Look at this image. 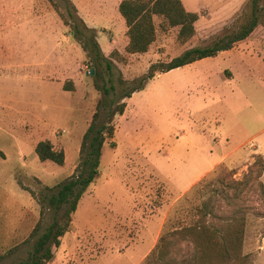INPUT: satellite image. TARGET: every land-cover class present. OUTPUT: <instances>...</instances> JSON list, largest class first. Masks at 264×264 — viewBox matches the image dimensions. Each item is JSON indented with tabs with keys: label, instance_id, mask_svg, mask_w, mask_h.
I'll return each mask as SVG.
<instances>
[{
	"label": "rangeland",
	"instance_id": "rangeland-1",
	"mask_svg": "<svg viewBox=\"0 0 264 264\" xmlns=\"http://www.w3.org/2000/svg\"><path fill=\"white\" fill-rule=\"evenodd\" d=\"M121 1L0 0V8L9 4L0 9V264L24 261L52 223L54 210L43 199L73 173L96 111L97 123L110 122L114 134L47 264H264V171L258 177L254 166L259 160L264 166V156L253 153L264 154V70L254 60L248 73L242 58H209L155 73L119 100L151 66L186 49L178 27L153 16L148 51L126 54ZM247 1L195 46L209 47L234 31ZM22 3L26 9L18 11ZM253 31L264 35L263 26ZM90 39L111 65H95L92 76ZM58 61L68 64L72 77L63 86L73 81L72 93L38 79ZM44 140L63 151L62 166L38 160L34 146ZM235 147L228 160L236 158L238 166L221 163L191 184L208 162ZM187 228L190 233H179ZM234 232L241 233L237 247L222 240ZM162 235L168 252L157 259Z\"/></svg>",
	"mask_w": 264,
	"mask_h": 264
},
{
	"label": "trees",
	"instance_id": "trees-1",
	"mask_svg": "<svg viewBox=\"0 0 264 264\" xmlns=\"http://www.w3.org/2000/svg\"><path fill=\"white\" fill-rule=\"evenodd\" d=\"M246 8L248 12L243 11L236 20L235 30L227 33L223 38L215 41L209 47H194L185 50L178 57L171 59L167 63L151 66L148 73L137 80L136 84L127 91H124L119 100L128 98L131 93L139 91L143 88L148 79L155 76V73H163L191 64L203 58L213 57L221 51H226L241 40L248 37L257 26L264 27V0H248ZM118 13L124 20L127 28V44L124 48L127 54H141L148 51V48L155 39V28L153 25V16H162L169 27H178L177 38L186 42L194 35V23L198 15L185 11L180 0H152L151 2H140L135 0H122L118 5ZM92 68L98 66L102 61L108 69L111 65L101 56L98 44L93 40H89ZM158 67V68H155ZM64 90H71V87ZM105 95L107 90H104ZM104 104V103H103ZM101 103L97 104V109ZM106 104L103 105V108ZM125 108V103L118 104L115 111L121 115ZM98 111H96L91 119L89 126L82 136L79 148V162L68 179L55 188V192L44 197L46 205L54 210L52 223L38 235L31 247V250L24 261L18 264H47L53 257L52 247L57 248L60 245V238L68 230L70 216L76 210L78 200L86 190V188L97 178L98 165L101 154V148L106 140L112 139L114 128L110 122L98 124ZM34 153L40 162H51L57 166L64 163V153L62 150H54L51 143L47 140L39 141L34 146ZM255 167L259 168L258 177L264 171V166L259 160L255 162ZM50 189L46 188V191ZM62 208H65L62 214H59ZM37 229V228H36ZM35 229V231H36ZM191 229L187 228L183 231L190 233ZM199 232V231H198ZM197 232V233H198ZM201 235L204 234V226L200 228ZM194 237L195 244L200 250H204L200 244L196 234ZM223 238L224 242L232 241L236 247L240 243L241 233L234 232ZM167 236L162 235L159 238L156 249V258L162 259L168 252L166 248ZM148 255L146 259L149 257Z\"/></svg>",
	"mask_w": 264,
	"mask_h": 264
},
{
	"label": "crops",
	"instance_id": "crops-1",
	"mask_svg": "<svg viewBox=\"0 0 264 264\" xmlns=\"http://www.w3.org/2000/svg\"><path fill=\"white\" fill-rule=\"evenodd\" d=\"M245 0H180L182 3V6L184 7L185 11L196 13L198 15V18L196 22L194 23V35L184 42V45L186 46L185 50H188L190 48L196 47L195 44L201 39V41L206 37L207 34H213L217 33L220 29H222L223 25L226 24V19L228 16L232 15L234 11L241 8V5L243 4ZM1 10H9V4L7 3L6 6L4 4H1ZM26 5L25 3L18 4L17 10L18 11H25ZM202 10H208L210 11V16L203 17L201 16L200 12ZM213 13V14H212ZM121 17V16H120ZM227 17V18H226ZM118 19L120 20L119 16ZM15 21V19H14ZM20 21V20H19ZM121 22V20H120ZM9 23V22H7ZM123 23V22H121ZM204 23H206L207 28H203ZM215 25V26H214ZM253 31L248 37H246L244 40L236 42L231 49L226 51H221L214 57H208L203 58L201 60L195 61L191 64L185 65L191 66L195 63H201L206 64V61H208L209 58H218V57H236L242 58L245 60V63L247 65L246 71L248 73L251 72V61L254 60L258 64V67H261L264 70V35H257ZM127 38L125 40V46L127 44ZM124 46V48H125ZM7 47V54H11L12 51H10V48ZM184 50V51H185ZM105 55L109 52V50H103ZM125 52V51H124ZM127 54V53H126ZM133 57V55L136 54H129ZM224 72H226V75L228 78L233 77V73L230 70L224 69ZM72 74L69 72L68 64L67 62L63 63L62 61H58L55 64L52 65V68L47 70L44 74H40L38 76L39 80H46L49 82H55L58 86V90L62 94H68L72 93V88H75V84L72 83L71 90L64 91L63 85L65 81H71ZM255 87V86H253ZM239 147L233 148L228 153H223L220 155L217 159L214 161H210L207 163L206 167L203 169L201 173H198L196 177L192 181V185L196 184L198 181H200L208 172L213 170L217 165L224 163L228 166L234 167L238 166L235 162V159L228 160L229 157L232 155V153ZM254 148V147H253ZM255 154H259L264 156L261 152H253ZM247 158L249 157L250 153L248 152ZM228 160V161H227ZM193 165V164H192ZM194 167V165H193ZM134 243V242H133ZM155 241L151 243L150 248L154 245Z\"/></svg>",
	"mask_w": 264,
	"mask_h": 264
},
{
	"label": "water",
	"instance_id": "water-1",
	"mask_svg": "<svg viewBox=\"0 0 264 264\" xmlns=\"http://www.w3.org/2000/svg\"><path fill=\"white\" fill-rule=\"evenodd\" d=\"M94 73V70L93 68H90L89 71L87 72L88 75L92 76Z\"/></svg>",
	"mask_w": 264,
	"mask_h": 264
}]
</instances>
